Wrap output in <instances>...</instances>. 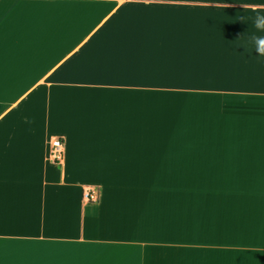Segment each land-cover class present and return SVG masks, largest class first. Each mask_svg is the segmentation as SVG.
I'll return each mask as SVG.
<instances>
[{
	"label": "crops",
	"instance_id": "obj_1",
	"mask_svg": "<svg viewBox=\"0 0 264 264\" xmlns=\"http://www.w3.org/2000/svg\"><path fill=\"white\" fill-rule=\"evenodd\" d=\"M259 14L0 0V264H264Z\"/></svg>",
	"mask_w": 264,
	"mask_h": 264
},
{
	"label": "built area",
	"instance_id": "obj_2",
	"mask_svg": "<svg viewBox=\"0 0 264 264\" xmlns=\"http://www.w3.org/2000/svg\"><path fill=\"white\" fill-rule=\"evenodd\" d=\"M66 154V141L62 137H53L51 140L48 159L54 164L63 165ZM84 199L90 202H96L99 199V191L96 187L86 186L83 189Z\"/></svg>",
	"mask_w": 264,
	"mask_h": 264
},
{
	"label": "clouds",
	"instance_id": "obj_3",
	"mask_svg": "<svg viewBox=\"0 0 264 264\" xmlns=\"http://www.w3.org/2000/svg\"><path fill=\"white\" fill-rule=\"evenodd\" d=\"M254 30H250L243 38L244 42L238 45H243L247 53H259L258 58L264 60V14L257 15L252 21Z\"/></svg>",
	"mask_w": 264,
	"mask_h": 264
}]
</instances>
